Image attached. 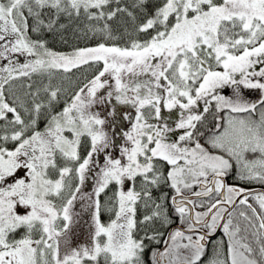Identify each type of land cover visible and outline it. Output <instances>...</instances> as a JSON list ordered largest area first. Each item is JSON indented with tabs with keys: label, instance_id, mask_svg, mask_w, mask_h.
<instances>
[{
	"label": "snow or ice",
	"instance_id": "obj_1",
	"mask_svg": "<svg viewBox=\"0 0 264 264\" xmlns=\"http://www.w3.org/2000/svg\"><path fill=\"white\" fill-rule=\"evenodd\" d=\"M0 264H264V0H0Z\"/></svg>",
	"mask_w": 264,
	"mask_h": 264
}]
</instances>
